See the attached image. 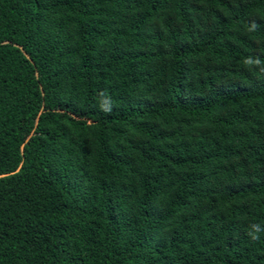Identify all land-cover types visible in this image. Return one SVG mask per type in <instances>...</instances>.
<instances>
[{
    "label": "trees",
    "instance_id": "1",
    "mask_svg": "<svg viewBox=\"0 0 264 264\" xmlns=\"http://www.w3.org/2000/svg\"><path fill=\"white\" fill-rule=\"evenodd\" d=\"M262 67L264 0H0V264H264Z\"/></svg>",
    "mask_w": 264,
    "mask_h": 264
},
{
    "label": "clouds",
    "instance_id": "2",
    "mask_svg": "<svg viewBox=\"0 0 264 264\" xmlns=\"http://www.w3.org/2000/svg\"><path fill=\"white\" fill-rule=\"evenodd\" d=\"M256 25L253 24L252 27L249 29V31H253L256 29ZM243 63L246 66H261L262 65V61L259 58H252V57H248L246 58ZM261 71L264 72V67L261 68ZM107 103L110 105L111 101L110 99L107 101ZM105 112H108L111 110L110 107H105L102 109ZM262 231L261 226L258 224H254L251 226V230L247 233V235L249 236V238L253 241H257L260 239L259 233Z\"/></svg>",
    "mask_w": 264,
    "mask_h": 264
}]
</instances>
